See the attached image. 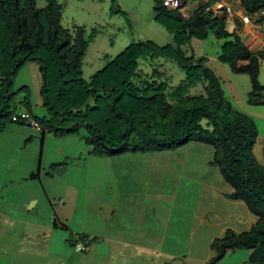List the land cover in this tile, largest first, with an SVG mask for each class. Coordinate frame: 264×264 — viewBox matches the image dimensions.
Listing matches in <instances>:
<instances>
[{"label": "rangeland", "instance_id": "1", "mask_svg": "<svg viewBox=\"0 0 264 264\" xmlns=\"http://www.w3.org/2000/svg\"><path fill=\"white\" fill-rule=\"evenodd\" d=\"M43 3L36 1L37 7ZM58 4L63 28L100 30L82 59L85 81L101 68L103 56L112 58L125 46L140 43L134 32L153 31L148 24L144 29L153 14L151 0H58ZM233 26L231 21L225 29L229 32ZM260 29L264 33V20ZM151 41L160 45L153 37ZM221 43L211 36L191 39L184 50L206 58L224 98L251 118L256 131L251 153L264 166V106L246 104L249 79L231 73L217 60ZM158 62L168 84L182 79L173 63ZM257 81L264 86V64ZM39 89L36 63L23 64L11 76L13 96L7 110L27 119L23 124L0 119L5 121L0 131V264H210L214 239L226 230L245 232L255 221L242 203L228 199L230 188L209 164L212 147L188 142L172 151L91 156L82 130L61 137L42 132L37 121L46 118L47 111ZM25 90L29 112L22 104ZM201 93L194 87L187 94ZM57 168L58 174L51 175ZM99 206L108 208L109 218L97 215ZM208 212L216 223L203 222ZM73 238H79L76 243H81L82 251H74ZM247 256L246 250L228 251L215 264H246Z\"/></svg>", "mask_w": 264, "mask_h": 264}, {"label": "trees", "instance_id": "2", "mask_svg": "<svg viewBox=\"0 0 264 264\" xmlns=\"http://www.w3.org/2000/svg\"><path fill=\"white\" fill-rule=\"evenodd\" d=\"M36 1L0 0V119L25 123L27 115L17 118L7 110L13 96L9 87L17 69L34 62L40 74L41 106L47 111L46 118L37 121L40 129L54 137L82 130L91 156L172 151L188 142L212 147L209 164L230 188L228 199L242 203L255 221L245 232L226 230L214 239L210 245L214 257L209 263L215 264L228 251L246 250V264H264V166L251 153L254 124L224 98L206 58L187 55L184 49L191 39L211 36L222 40L217 60L231 73L248 77L250 90L245 98L250 106H264V86L257 81L264 50H248L235 30L225 29L224 13L206 11L209 4L197 6L184 19L166 10L161 0H151L153 22L172 43L160 47L150 41L131 43L112 58L103 56L101 68L85 81L82 59L100 30L87 32L76 25L63 28L58 0H43L42 7ZM237 2L249 21L256 17L254 23L263 22L264 0ZM160 59L182 73L176 85L168 84V77L160 71ZM194 87L202 93L189 96ZM22 104L29 112L27 90ZM5 121H0V131ZM31 123L36 124L33 116ZM52 226L57 227L54 222ZM73 240L74 251H82L81 243H76L79 238Z\"/></svg>", "mask_w": 264, "mask_h": 264}, {"label": "crops", "instance_id": "3", "mask_svg": "<svg viewBox=\"0 0 264 264\" xmlns=\"http://www.w3.org/2000/svg\"><path fill=\"white\" fill-rule=\"evenodd\" d=\"M138 1H142V0H138ZM222 1H225L226 3H230L227 0H222ZM198 2H200V0H188V4L192 8L193 7L196 8L198 6L197 5ZM151 9H152V7H151ZM118 10H119V8H118ZM234 11L237 13V12L242 11V10L234 5ZM132 19H133V17H132ZM153 19H154V13L152 14L151 19H147L144 23L145 31H146L145 25H147V24H148L149 28L150 27L153 28V31L151 32V34L150 33L144 34L140 31L138 33L134 32L135 36L138 39L137 41H139L141 43L147 42V41L152 42L151 39L153 37L155 39V41L160 44V45L156 44L157 46L170 45L172 43L171 37L169 35H167L165 32H163L164 30L162 28H160V27L156 26L154 23H152ZM235 20H236V23L234 21V26H233V29H231V31L235 30L236 34L240 38L243 45L248 50H250L252 52L264 50V33L260 29L263 26V22H260L257 24L254 23L256 20V17L251 19L249 21V23H247V24H241L239 22V20H237V19H235ZM127 23L129 26H131V24L133 25V20L130 19V20H128ZM261 64H264V61L261 62Z\"/></svg>", "mask_w": 264, "mask_h": 264}, {"label": "built area", "instance_id": "4", "mask_svg": "<svg viewBox=\"0 0 264 264\" xmlns=\"http://www.w3.org/2000/svg\"><path fill=\"white\" fill-rule=\"evenodd\" d=\"M230 3H226L222 0H200L197 5H206V11L212 12L214 15L224 13L225 23L233 22L234 19L239 20L241 24L249 23L248 17L243 11L235 12L234 5L239 8L237 0H227ZM161 5L169 11H176L182 18L188 19L193 15L195 7H190L188 0H161ZM79 248V246H77Z\"/></svg>", "mask_w": 264, "mask_h": 264}, {"label": "water", "instance_id": "5", "mask_svg": "<svg viewBox=\"0 0 264 264\" xmlns=\"http://www.w3.org/2000/svg\"><path fill=\"white\" fill-rule=\"evenodd\" d=\"M116 8V7H115ZM117 9H115L116 11ZM59 169H54L53 171H51V175L54 174H58ZM108 208L104 207V206H99L95 209L96 213L98 216H100L103 219H107L110 216V213L107 211ZM203 222L208 223V224H214L217 222L216 218L212 216L211 213H205L203 218H202Z\"/></svg>", "mask_w": 264, "mask_h": 264}, {"label": "clouds", "instance_id": "6", "mask_svg": "<svg viewBox=\"0 0 264 264\" xmlns=\"http://www.w3.org/2000/svg\"><path fill=\"white\" fill-rule=\"evenodd\" d=\"M196 9V8H195ZM32 124V123H31ZM32 127H35L33 124H32Z\"/></svg>", "mask_w": 264, "mask_h": 264}]
</instances>
